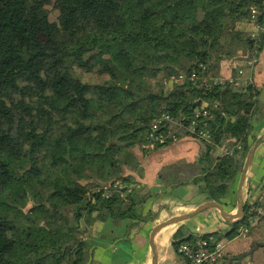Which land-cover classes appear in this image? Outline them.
Segmentation results:
<instances>
[{"label":"trees","instance_id":"obj_1","mask_svg":"<svg viewBox=\"0 0 264 264\" xmlns=\"http://www.w3.org/2000/svg\"><path fill=\"white\" fill-rule=\"evenodd\" d=\"M252 10L261 22L264 0H0V264H89L97 224L144 221L145 196L124 170L137 172L136 147L173 143L154 140L169 131L205 151L197 168L165 167L162 183L225 205L256 140L255 101L215 78L222 61L254 53ZM181 74L195 79L164 84ZM197 111L206 139L187 130ZM162 115L168 124L153 129ZM229 140L241 148L213 159ZM257 205L244 203L233 229L250 231ZM198 239L219 241L179 231L175 247Z\"/></svg>","mask_w":264,"mask_h":264},{"label":"crops","instance_id":"obj_2","mask_svg":"<svg viewBox=\"0 0 264 264\" xmlns=\"http://www.w3.org/2000/svg\"><path fill=\"white\" fill-rule=\"evenodd\" d=\"M244 29L256 41L254 53L248 57L238 52L222 61L215 79L238 83V88L251 89L255 101L251 136L257 139L264 135V11L261 22L250 20ZM232 143L230 140L225 141L214 148L211 152L213 159L226 154ZM204 151V144L192 137H182L158 149L147 147L143 150L136 147L133 152L138 160V170L126 169L124 175L137 182L142 190L141 195L145 196L146 202L142 207L144 221L108 219L97 224L87 238L91 246L89 264H152L150 238L156 225L189 214L209 201L197 187L186 185L173 188L163 184L160 175L165 167L174 165L197 168V161ZM179 176L184 177V174L180 173ZM236 186L235 194L225 199V205L220 204L224 212L232 216L238 213ZM242 199L243 204L256 203L257 208L264 211V143L254 153L243 184ZM259 218L260 221L246 237L225 239V255L215 264H264V215ZM228 225L232 224L218 210L207 209L188 220L159 228L153 236L157 264H186L176 252L175 236L179 231L183 238H200L223 232ZM256 230H259L258 235L253 236Z\"/></svg>","mask_w":264,"mask_h":264},{"label":"built area","instance_id":"obj_3","mask_svg":"<svg viewBox=\"0 0 264 264\" xmlns=\"http://www.w3.org/2000/svg\"><path fill=\"white\" fill-rule=\"evenodd\" d=\"M255 15L256 11L252 10L251 11V20L255 23ZM253 63V60L251 61V64ZM241 73V72H240ZM189 80L192 81L195 79V75H191L190 77H184L182 74L179 75L178 77H171L169 80L164 81V84H169V83H174V84H179L183 80ZM235 86H238V83H235ZM216 105V104H215ZM206 115V112L203 113ZM201 115L200 111H197L194 114V117L190 120L189 126L187 130L189 131L190 134H194L196 137L199 139H206L207 134L204 131H198L196 129L197 127V119ZM169 122V117L166 115H162L158 120H155L153 122V129H156L157 126L161 123L163 125H167ZM169 138L170 140H173L174 142L177 140L176 136L174 133L171 131L168 132L167 136L163 135H157L154 136V140L159 142V143H164L166 139ZM241 147L236 146V148L232 150H226L227 154H234L235 150H239ZM114 187L122 188L121 186H118V184H115ZM249 205H251L249 203ZM256 216L260 217L264 215V211L262 208H256L255 209ZM249 223L252 222V219H249ZM229 227L225 228V230L222 232L223 234H227L230 231L234 230L235 236L237 238H244L246 237L247 233L249 232L246 225H239L236 227V229L231 228L232 225H228ZM212 240V238L210 239ZM225 246L223 242H215L212 244V246H208L207 242L198 239V241L194 242H181L177 245L176 252L177 254L186 262V264H215L218 261H220L224 255H225Z\"/></svg>","mask_w":264,"mask_h":264},{"label":"water","instance_id":"obj_4","mask_svg":"<svg viewBox=\"0 0 264 264\" xmlns=\"http://www.w3.org/2000/svg\"><path fill=\"white\" fill-rule=\"evenodd\" d=\"M236 92H240V93H245V90H235ZM264 143V135L261 137H258L252 144V146L250 147V149L248 150L244 163H243V167L242 170L240 172L238 181H237V186H236V198H237V207H238V213L234 216L232 215H228L227 213L224 212L223 207L219 204L216 203L214 201H207L204 204H202L201 206L197 207L193 212L189 213V214H185V215H181L178 217H174V218H170L164 222H161L159 224L156 225V227L153 229L152 234H151V252H152V264H157V254H156V250H155V246L153 244V236L155 234V232L166 225H170V224H175L181 221H185L188 220L200 213H202L203 211L207 210V209H216L219 211V213L221 214V216L229 223V224H236L238 223L242 218H243V199H242V189H243V184L245 182L246 179V175L247 172L249 170V167L252 163L253 160V156L254 153L256 151V149ZM68 159V157H66Z\"/></svg>","mask_w":264,"mask_h":264},{"label":"rangeland","instance_id":"obj_5","mask_svg":"<svg viewBox=\"0 0 264 264\" xmlns=\"http://www.w3.org/2000/svg\"><path fill=\"white\" fill-rule=\"evenodd\" d=\"M48 12H49V19H50V21L52 23H54L55 20H56V12H55V10H54V8H53L52 5H50L48 7ZM52 28H56V25L53 24L52 25ZM39 42L43 45L44 48L50 50V46L46 43V39H45L44 36H40L39 37ZM82 78H83V80H90V81L91 80L94 81V80L99 79V77L96 74H88V76H85L84 75ZM231 228H233V226ZM258 232H259V230L254 231L253 232V236L258 235ZM217 238L219 239L220 242H225V239H228V237H226L225 235H223L222 232H217ZM255 260H256V258H255Z\"/></svg>","mask_w":264,"mask_h":264}]
</instances>
